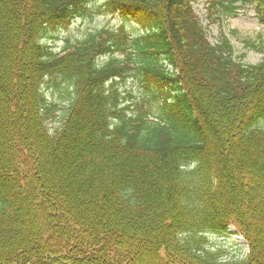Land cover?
<instances>
[{
	"label": "trees",
	"instance_id": "16d2710c",
	"mask_svg": "<svg viewBox=\"0 0 264 264\" xmlns=\"http://www.w3.org/2000/svg\"><path fill=\"white\" fill-rule=\"evenodd\" d=\"M192 1L0 0V264H264V60L210 45ZM99 2L141 34L55 53ZM237 2L264 33V0L208 10ZM232 227L238 261L208 242Z\"/></svg>",
	"mask_w": 264,
	"mask_h": 264
},
{
	"label": "rangeland",
	"instance_id": "374dc122",
	"mask_svg": "<svg viewBox=\"0 0 264 264\" xmlns=\"http://www.w3.org/2000/svg\"><path fill=\"white\" fill-rule=\"evenodd\" d=\"M206 2L207 0H195L192 8L206 31L208 42L214 45L216 40L222 35L228 40L233 50L235 61H240L243 65L260 63L262 56L257 51V48H259L261 43L264 44V33L254 18L251 6L238 7L237 16L229 17L219 15L216 12L217 9L207 11ZM105 27L110 29L124 27L134 35L138 33L135 25L129 20L116 15L110 16L101 13L85 20H75L65 30L55 34L57 40H54V51L58 52L66 45V42L74 43L82 39L86 34ZM46 43L50 44L51 41H46ZM125 87L129 89L131 94L133 93L134 86L132 84H126ZM52 98L53 95H51L50 99ZM55 102L59 105L53 114L55 120H57L61 117L59 111L62 108V102L59 100ZM234 232L235 230L231 228L227 235L213 236L208 239V242L211 249L221 250L225 253L227 259L238 261L246 256L247 249L244 241L240 237L234 236Z\"/></svg>",
	"mask_w": 264,
	"mask_h": 264
}]
</instances>
